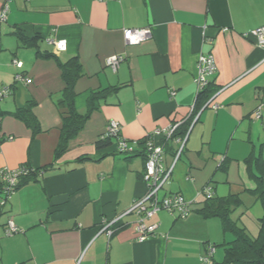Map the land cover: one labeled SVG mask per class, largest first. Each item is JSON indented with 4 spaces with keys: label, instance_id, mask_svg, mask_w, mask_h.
<instances>
[{
    "label": "crops",
    "instance_id": "crops-1",
    "mask_svg": "<svg viewBox=\"0 0 264 264\" xmlns=\"http://www.w3.org/2000/svg\"><path fill=\"white\" fill-rule=\"evenodd\" d=\"M5 2L0 88L9 92L0 99V169L42 170L4 204L0 198V264H202L209 244L232 239L218 217L195 211L204 185L213 196L239 194L242 204L231 217L256 235L250 223L258 227L263 207L247 191L255 182L244 158L258 152L264 158V48L245 34L264 25V0H0V11ZM145 26L148 39L125 43V28ZM18 32L36 45H23ZM47 39H65L66 49L56 51ZM207 52L216 65L209 77L214 90L195 109L197 60ZM47 53L60 61L78 57L84 73L75 82L78 112L86 111L92 91L112 89L58 157L63 80ZM113 55L123 56L115 69L106 63ZM17 72L30 81H15ZM27 102L40 126L34 135L11 115ZM189 117L183 150L159 196L180 193L193 200L194 214L176 219L158 211L146 219L157 224L155 232L139 240L131 207L147 190L143 157L126 158L114 142L95 143L110 120L133 142ZM170 144L165 165L177 146ZM8 220L19 229L11 235ZM104 220H117L110 236L101 230ZM212 254L211 264L221 261L223 247Z\"/></svg>",
    "mask_w": 264,
    "mask_h": 264
},
{
    "label": "trees",
    "instance_id": "trees-1",
    "mask_svg": "<svg viewBox=\"0 0 264 264\" xmlns=\"http://www.w3.org/2000/svg\"><path fill=\"white\" fill-rule=\"evenodd\" d=\"M17 37L23 45H36L37 43L35 37H27L20 32L17 33ZM43 56L55 58L60 69L61 79L63 80L61 97L56 101V105L59 108L62 116L59 140L55 148V157H58L67 149L69 140L83 128L91 112L98 107L101 101H104L105 97L112 89L103 88L92 91L87 98L86 111L84 113H80L76 110L74 101L76 96L75 82L84 74L78 57L72 56L66 61H60L52 53H47ZM211 87L212 84L211 82H209L208 85L200 93H198L195 109L200 108L199 106H201L211 95L214 90V88ZM117 88L118 87H114L113 90L115 91L117 90ZM32 106V102H27L24 105L16 108L15 111L11 112V115L16 119L22 121L31 130L32 135H34L40 130V126L35 114L33 113ZM191 120L192 117H189L187 120H185L180 125L177 133H186L188 127L190 126ZM145 137L146 136L137 140L140 146L144 143ZM111 139L112 138L110 137H100L96 141L95 145L98 147L105 146L112 142ZM165 149V152H172V145L168 143ZM124 155L126 158H130L133 155H141L143 157L144 164L145 152L143 148L138 149L133 153H125ZM78 159H82V157ZM244 161L247 163L249 174L255 182V186L253 188L247 189V191L252 196H254V198L259 201L263 207V214L257 219L258 233L256 236H251L244 226L238 224L231 217L232 212L242 204V200L239 194L234 193L224 196L211 195L210 197H205L201 202V206L195 209V211L200 213L203 217H218L221 222L223 232H228L232 235V239L230 241L221 244L223 247L222 260L219 262H212V264H264V158L262 157L260 152H258L257 154L250 153L244 158ZM225 167V164L220 166V168L223 170H225ZM29 168L31 169V171L27 175L21 176L18 179L17 183L13 187V191L32 180H36L37 176H39L42 170L40 168ZM168 181L165 184H167ZM165 184L163 185L161 190L164 189ZM3 188V182L0 181V198L2 204H4V202L8 198L5 197L2 193ZM174 217L178 219L180 216L177 214ZM208 246L214 247L215 250V245L209 244ZM210 261L211 260H209V264H211Z\"/></svg>",
    "mask_w": 264,
    "mask_h": 264
},
{
    "label": "built area",
    "instance_id": "built-area-1",
    "mask_svg": "<svg viewBox=\"0 0 264 264\" xmlns=\"http://www.w3.org/2000/svg\"><path fill=\"white\" fill-rule=\"evenodd\" d=\"M8 10V4L5 2L0 11V21L6 18ZM245 35H250L254 38L256 45L264 48V25L257 26ZM151 36V31L148 26L139 28H125L123 30V38L126 44H136ZM47 42L55 48L56 51H64L66 49L65 39H47ZM123 56L113 55L106 60V63L111 66L112 69L122 61ZM12 63L21 67V62L17 59H13ZM197 73L195 76V84L197 87V95L200 93L209 83V77L216 71V65L214 56L212 53H202L197 60ZM15 81L29 82L30 78L23 74V72H17L14 76ZM9 92V88L4 86L0 88V99ZM174 91H171V95ZM210 102V100H209ZM206 103V105L209 104ZM212 107L216 108L217 105L213 104ZM193 108V107H192ZM192 110V109H191ZM192 113V111H191ZM259 109L256 110V115H259ZM196 117L194 120L198 117ZM182 124L181 121H174L166 127L156 128L151 134L146 135L144 143L140 146L137 141L129 142L121 135V124L116 120H110L106 127V130L102 137H110L116 139V150L119 153H133L138 149H142L145 152V161L143 164L142 179L147 186V190L142 197L135 199L131 207V211H134L139 219L137 221L136 230L138 232V239L144 240L145 238L153 235L157 228L156 223H146V219L150 218L154 213L166 210L170 213L177 212L180 217H186L191 211V204L193 200L186 199L180 193H165L159 196V192L163 185L168 181L173 166L183 150L186 140L185 134H179L178 129ZM168 143H175L176 149L172 156V162L169 165H165L164 158L166 154V145ZM31 169L27 166L21 165L17 168L3 167L0 169V181L3 182V194L5 197L13 192V187L17 183L21 176L27 175ZM201 192L205 194V197L212 195V190L209 185H204ZM117 220H104V224L101 227L102 231H106L107 235H111L114 231L113 224H116ZM19 229L11 220H8L5 226V233L11 235L17 232ZM214 252V247L208 246L204 257L202 258V264H209L210 257Z\"/></svg>",
    "mask_w": 264,
    "mask_h": 264
},
{
    "label": "rangeland",
    "instance_id": "rangeland-1",
    "mask_svg": "<svg viewBox=\"0 0 264 264\" xmlns=\"http://www.w3.org/2000/svg\"><path fill=\"white\" fill-rule=\"evenodd\" d=\"M112 142H114V143H116V139L115 138H112ZM167 184H165V188H167ZM163 192V190H160V193H162ZM198 200H202V199H204L205 198V194L203 193V192H201V190H199V192H198V194H197V197H196ZM258 204L260 203V202H257ZM178 213L177 212H174V213H172L171 215H173V217L174 216H176ZM194 214V212L193 211H191V212H189V214L188 215H193ZM257 217H255V219H256ZM178 219H183L182 217H179ZM250 227H251V229H252V231H253V233L254 234H256L257 235V233H258V227H257V225L254 223V222H251L250 223ZM229 235H230V233H229ZM255 235V236H256ZM217 249V251H218V253H220V252H222V246H220V245H215V250ZM217 258V257H216ZM220 260H222V257H220Z\"/></svg>",
    "mask_w": 264,
    "mask_h": 264
}]
</instances>
